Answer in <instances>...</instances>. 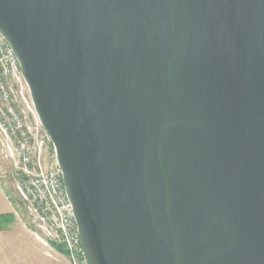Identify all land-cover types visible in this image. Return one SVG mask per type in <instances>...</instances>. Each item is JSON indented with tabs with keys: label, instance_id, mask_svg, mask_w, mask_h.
Listing matches in <instances>:
<instances>
[{
	"label": "water",
	"instance_id": "water-1",
	"mask_svg": "<svg viewBox=\"0 0 264 264\" xmlns=\"http://www.w3.org/2000/svg\"><path fill=\"white\" fill-rule=\"evenodd\" d=\"M87 264H264V0H0Z\"/></svg>",
	"mask_w": 264,
	"mask_h": 264
},
{
	"label": "built area",
	"instance_id": "built-area-1",
	"mask_svg": "<svg viewBox=\"0 0 264 264\" xmlns=\"http://www.w3.org/2000/svg\"><path fill=\"white\" fill-rule=\"evenodd\" d=\"M17 108H21V114ZM31 115L34 125L29 126L27 119ZM0 119L3 127L6 121L15 124L11 135H17V140L7 147L16 161L15 189L27 214L30 231L47 247H63L69 264H87L55 147L36 113L18 58L2 35ZM3 131L9 130L5 127Z\"/></svg>",
	"mask_w": 264,
	"mask_h": 264
},
{
	"label": "rangeland",
	"instance_id": "rangeland-1",
	"mask_svg": "<svg viewBox=\"0 0 264 264\" xmlns=\"http://www.w3.org/2000/svg\"><path fill=\"white\" fill-rule=\"evenodd\" d=\"M21 114V108H17ZM0 119V264H69L57 249L41 243L29 229L28 217L16 193V161L11 158L8 145L17 140L11 135L14 123L6 121L3 131ZM34 125L33 116L27 119ZM9 134V135H6Z\"/></svg>",
	"mask_w": 264,
	"mask_h": 264
},
{
	"label": "trees",
	"instance_id": "trees-1",
	"mask_svg": "<svg viewBox=\"0 0 264 264\" xmlns=\"http://www.w3.org/2000/svg\"><path fill=\"white\" fill-rule=\"evenodd\" d=\"M56 249H57V251H58L59 253H61V254H63L64 256H66V251H65V249H64L63 247H57Z\"/></svg>",
	"mask_w": 264,
	"mask_h": 264
},
{
	"label": "crops",
	"instance_id": "crops-1",
	"mask_svg": "<svg viewBox=\"0 0 264 264\" xmlns=\"http://www.w3.org/2000/svg\"><path fill=\"white\" fill-rule=\"evenodd\" d=\"M1 196V195H0ZM1 199V198H0ZM67 258V257H66ZM68 260V259H67Z\"/></svg>",
	"mask_w": 264,
	"mask_h": 264
}]
</instances>
